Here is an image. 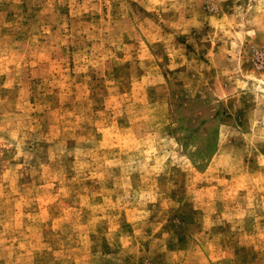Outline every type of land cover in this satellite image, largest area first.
Segmentation results:
<instances>
[{
	"label": "rangeland",
	"instance_id": "374dc122",
	"mask_svg": "<svg viewBox=\"0 0 264 264\" xmlns=\"http://www.w3.org/2000/svg\"><path fill=\"white\" fill-rule=\"evenodd\" d=\"M0 264H264V0H0Z\"/></svg>",
	"mask_w": 264,
	"mask_h": 264
}]
</instances>
